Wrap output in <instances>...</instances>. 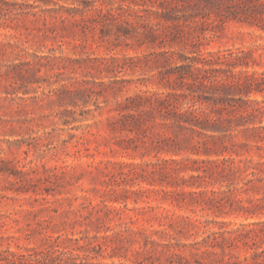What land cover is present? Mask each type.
<instances>
[{
    "label": "rangeland",
    "instance_id": "obj_1",
    "mask_svg": "<svg viewBox=\"0 0 264 264\" xmlns=\"http://www.w3.org/2000/svg\"><path fill=\"white\" fill-rule=\"evenodd\" d=\"M0 264H264V0H0Z\"/></svg>",
    "mask_w": 264,
    "mask_h": 264
},
{
    "label": "trees",
    "instance_id": "obj_2",
    "mask_svg": "<svg viewBox=\"0 0 264 264\" xmlns=\"http://www.w3.org/2000/svg\"><path fill=\"white\" fill-rule=\"evenodd\" d=\"M243 86V85H242ZM243 87H245V88H247V85L245 84ZM148 99V101H149V99L150 98H147ZM158 101H160L161 103H162V105H164V107H166L167 106V104L169 103V101L167 100V99H165V100H158ZM176 109L178 108V107H175ZM190 115L192 116V118L190 119L189 117H188V115L186 114V113H178V111L177 110H175L174 111V117H175V119L177 120V121H179L180 123H182V124H189V125H191V126H197V128H199V129H203L204 127H203V125H197L198 123L195 121V122H193L192 120H195L196 118H197V116L195 115V114H192L191 112H190ZM200 124V123H199ZM192 130H194L193 128H192ZM204 130V129H203ZM217 139H222V138H217ZM225 161H229V159L228 160H225Z\"/></svg>",
    "mask_w": 264,
    "mask_h": 264
}]
</instances>
